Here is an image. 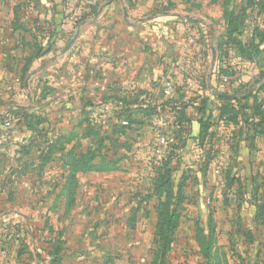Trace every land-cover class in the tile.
Here are the masks:
<instances>
[{"label":"rangeland","instance_id":"1","mask_svg":"<svg viewBox=\"0 0 264 264\" xmlns=\"http://www.w3.org/2000/svg\"><path fill=\"white\" fill-rule=\"evenodd\" d=\"M43 1L46 7L51 0ZM263 3L264 0L227 2L240 15L239 32L234 33V38L245 46L252 42L256 29H264V16L260 14L261 10L264 14ZM35 6L41 7V3L0 0V27L28 29L40 24L47 28L43 17L31 14ZM116 19L117 26L108 37L120 36L126 41L128 34L120 13ZM223 19L214 24L222 29H209L205 34L212 43L225 33ZM150 37L152 43L163 39L155 33ZM166 37L168 43L176 39L171 47L176 48V53L172 50L171 56L168 52L166 73L152 83L148 101L140 95L128 99L126 95L112 94L107 80L102 96L92 93L86 98L91 106H86L85 118L63 115L62 111L55 118L56 122L60 120L58 129L48 125L38 131L39 142L26 150L24 165L19 167L20 174L14 178L9 194L0 193V264H264V173L256 175L249 161L245 168L242 163L235 169L230 165L228 168L234 157L226 159L227 150L220 142L223 139L212 149L207 143L198 147L197 140L181 145L166 135L168 145L156 146L155 132L162 130L159 113L173 108L169 99L158 97L157 89L165 79L180 77L178 66H190L194 43L188 40L196 33L168 27ZM114 42L121 45L116 39ZM187 49L188 57L180 56ZM260 49L264 51V45ZM230 51L228 65L235 68L238 79L243 81L245 75L254 77L264 71L259 63L237 66L233 49ZM120 55L118 50L116 57L122 60L125 55ZM158 55L150 53L144 59L152 64ZM212 57L213 53L210 60ZM180 58L183 60L178 61ZM182 85L178 89L190 91ZM119 86L126 88L124 83ZM131 102L143 109L152 108L153 113L138 115L137 124L126 130L114 129L116 121L118 125L125 124L123 111ZM58 105L41 108L54 112L52 109ZM67 119L77 129L64 127ZM210 131L207 135L213 138L215 132ZM70 133L77 137L86 134L74 149L75 154L69 158V147L62 151V146L48 153L50 142L46 138L52 140V136ZM210 138L208 142L213 140ZM211 149H217L219 160L210 158L207 152ZM80 155L84 160L92 155V160L85 171L77 170L73 179H68L64 173ZM217 166L219 175L214 174ZM96 167L98 170H94ZM234 173L237 175L232 176ZM164 182L166 186H162ZM172 212L175 218L170 223L175 227L168 231L166 240L165 222Z\"/></svg>","mask_w":264,"mask_h":264},{"label":"crops","instance_id":"2","mask_svg":"<svg viewBox=\"0 0 264 264\" xmlns=\"http://www.w3.org/2000/svg\"><path fill=\"white\" fill-rule=\"evenodd\" d=\"M88 1L68 0L66 4H63L62 0H51L45 7L43 0H37L38 3H41V7L35 6L31 10V14H35L37 18L43 17L44 21H47V30L45 31L47 34L44 38L40 37L41 34H38L35 28L14 30L0 27V115L10 109L19 112L27 111L35 115L41 113L46 119L45 124L41 127L48 128L50 125V127L58 129L60 120L55 121L57 114L63 111V115L77 114L80 117L82 112L87 110L86 106H91L90 103H86V98L90 97L92 93L95 97L102 96L103 84L107 80L112 94L126 95L128 99L137 98L140 95L148 101L153 91L151 90L152 83L161 79L166 73L165 58L167 59L168 52L171 51V56L173 52L176 53L174 51L176 48L174 50L171 48L177 42L176 39L170 40L169 43L167 41L168 27L177 28L178 31L179 28L189 31L193 25L194 28L203 32H208L209 29H222V26L214 24L217 19H223L224 7L222 4L224 0H131V4L126 0H114L110 5H104L102 0H93L92 5H95L94 7L98 10L97 15L84 21L85 24L81 26L75 41L67 51L61 52L77 28L68 42L63 43L56 40V46H53L47 54L34 57L35 45L46 49L47 40L57 39L61 34L63 16L71 18L79 16L82 13V8L88 5ZM39 9L41 11H38ZM124 9L126 15H124ZM117 13H120L121 22L128 34L126 41L120 39V36L117 38L108 37V34H111L117 26ZM187 21L192 23H186ZM132 33L137 39L132 38ZM152 33L160 35V38L163 37V39L152 43L150 40ZM148 37H150L149 40ZM115 39L121 45L115 44ZM37 40L39 44L36 43ZM105 40L106 45L104 44L102 47ZM111 42L114 43L109 46ZM190 46L192 45L190 44ZM118 50L121 52L120 56L125 55L122 60L116 57ZM150 53L152 55L159 54L156 56L157 62L154 61L151 64L144 59ZM188 53L189 49L180 56L188 57ZM162 54L165 55L161 57ZM182 60L180 58L178 61ZM214 62V56L211 60L204 58L197 61L193 68L201 78V82L185 85L190 91L183 88L175 95V99L180 104L189 99L192 100V106L188 108V115L192 117L191 126L194 131L198 129L195 122L198 113L194 107L199 105L200 98L212 101V104H208L207 109H211L213 116L217 117L215 112L218 108V102L215 100L217 91L214 88L216 84L210 82V71ZM206 69H208L207 72ZM204 71L205 73H203ZM243 81L245 84L256 85L260 81L261 84H264V74L258 77L245 75ZM123 83L126 88L119 86ZM59 89H63V91L59 93ZM219 89L223 92L227 91V88L223 90V87H219ZM40 103H43L42 105H59L52 109L54 111L52 112L47 107L41 108L43 106L39 105ZM133 106L134 102H131L130 108ZM216 122L214 121L215 124H218ZM65 123L66 125L63 126H66L67 129H77V125H72L68 119ZM219 125L220 127L212 126L211 130L215 131L216 140L224 137L220 142L227 150L226 159L234 157L233 162L230 160L232 164L229 163L227 167L229 168L230 165L235 169V166L242 163L245 168L249 161L252 163V168L254 165L256 175L263 174L264 136L255 135L254 138L247 139V136L239 134V125L241 124L227 126L220 122ZM219 128H224L226 132L223 133ZM31 136V132L25 129L18 132L13 131L10 135L12 142H9L6 149L0 148L1 178L7 176L8 173L10 175L14 159H18L19 164L24 162L21 155L15 151L14 142L19 141L22 137L31 141ZM246 169L249 170V167ZM236 175V173L232 174V176ZM16 176L18 174L15 173V176L11 177L12 182Z\"/></svg>","mask_w":264,"mask_h":264},{"label":"trees","instance_id":"3","mask_svg":"<svg viewBox=\"0 0 264 264\" xmlns=\"http://www.w3.org/2000/svg\"><path fill=\"white\" fill-rule=\"evenodd\" d=\"M104 5H110L114 0H102ZM129 4H131V0H126ZM229 0L223 1V7H224V14L223 18L225 21V33L223 36L218 37L214 39V42L212 43L210 40L207 39L205 36L206 32H203L199 30L198 28L192 27L189 28V31L192 33H196V37H192L194 39V49H193V56L194 58L192 61H190V66L187 68L186 77L192 79L195 83H200L201 78L199 77L198 73L196 72L194 65L197 61L204 59V58H210V55L215 51V62L214 66L212 67L210 71V82L216 84L214 88L224 87L225 85L220 82V77L222 76H233L235 72V68L228 63L231 58V51L233 49V54L235 59V64L239 66L238 60L242 59L247 63H259L262 67H264V54H262L264 51L262 48L264 45V29L254 31L252 36V42L248 44V46H245L243 42L238 41L234 38V33L239 32L237 27L238 20L240 19L239 13H235V11L232 8H229L227 6V2ZM63 4H66L68 0H62ZM264 6V3L262 4ZM95 5H86L82 13L79 16L74 17L71 19V17L63 16L61 21V31L59 37L57 39H54L53 41L47 40L46 42V49L41 48L39 45H35L36 48L33 51L34 57H40L44 54H47L53 46H56V40L59 42H68L73 33L75 32L76 28L84 21L94 18V16L97 15L98 10L94 7ZM261 16L263 17V11H260ZM186 23L191 24V21H187ZM21 28L20 26L14 27V30ZM192 29V30H191ZM47 29L43 25H36L35 31L38 34H41L40 37L44 38L47 33H45ZM245 42V40H244ZM38 43V40L36 41ZM39 44V43H38ZM214 46V48H213ZM214 49V50H213ZM197 54V56L195 55ZM196 56V57H195ZM259 57V59H258ZM33 58V57H30ZM264 74V71L260 72L258 76ZM185 84L182 85L184 87ZM161 83L159 88L157 89L158 97H162L165 99H169L168 101H171L173 104L172 109H166L163 113H159L161 117L163 118L166 123V129H167V137L172 136V138L177 140V143L184 145L187 144L189 141H196L199 145L198 147L202 148L205 143L213 147L218 144V140L215 139L214 133H212L213 138L208 137L210 129H212V126H215V123L220 124V122L227 126L229 125H239V134L247 136V139H252L255 137V135H262L264 136V84H261V81L258 82L256 85L253 84H240L236 87L234 86H226L227 91L225 92H217L215 94L216 101L218 102V108H216V114L217 117L213 116L212 110L207 109L208 104H212V101L210 99L206 98H200V103L197 107H194V109L197 111L198 116L195 122L198 126V131L196 134H193L191 121L192 117L188 115V108L192 106V100L189 99L188 101L181 102V104L175 99V95L178 91L181 89H178V87L175 88L173 94L169 97H164L161 92ZM212 88V87H211ZM178 89V90H177ZM216 90V89H215ZM218 90V89H217ZM176 91V92H175ZM150 98V97H149ZM197 98V97H196ZM199 98V97H198ZM149 100V99H148ZM196 100V99H195ZM250 101V102H249ZM214 108V106H213ZM153 113L152 108L151 110L149 108L143 109L140 107V105L134 103L133 108H130V104H126V107L123 111V114L126 115L125 118V124L124 125H118L117 121L114 125V129H121L126 130L128 127L132 126V124H137L136 118L138 115H150ZM88 114L86 110H84L81 114V116L84 117V115ZM41 115V113L32 114L28 113L27 111H16V110H8L7 112L0 115V134L2 131V124L5 121H11L13 123V131L18 132L19 130L25 129L29 132H31L32 136L31 141H27L26 137H22L19 141L14 142L15 151L21 155V159L24 158V155L27 154L26 150L36 145L37 142H39V133L38 131L47 129L46 127H41L46 119ZM136 120V121H135ZM81 124H79L80 126ZM238 128V127H237ZM215 132V131H214ZM208 134V135H207ZM171 135V136H170ZM86 134L77 137L75 133H70L66 135H62V137L52 136V140H49L46 138L50 143H48V153L51 154L55 152L54 147L56 146H62L69 149L68 157L74 153V149L79 146V142L81 138H85ZM166 137V145H168V140ZM168 137V139H169ZM41 138V137H40ZM213 139L211 142H208V139ZM224 139V137L222 138ZM9 142H12L10 135H7L4 138L0 137V148L6 149L8 147ZM47 144V143H46ZM211 149V150H212ZM58 151V150H57ZM56 151V152H57ZM211 159L214 161H217L220 159L218 157L217 149L212 150L210 152ZM75 154V153H74ZM199 155V154H198ZM201 156V154H200ZM92 155H90L89 159H85L83 155H80L78 158L74 157V163L70 165V169L72 168V172L65 171V175L68 177V179H73V176L78 171H85L87 167L89 166L88 163L92 160ZM91 158V159H90ZM20 159V161H21ZM72 159H70V162ZM28 162V161H27ZM24 162H18V159L13 160L12 164V170L11 173L3 178L0 177V193H8L11 184L13 183L11 180V177L16 174H20L18 169L19 167H23ZM167 166V163L163 165V168ZM69 167V166H68ZM14 170V171H13ZM94 170H98V168H94ZM13 171V172H12ZM167 182H164L162 186H166ZM162 186L160 188H162ZM9 194V193H8ZM175 218V214L173 212L169 215L167 221L165 222V238L167 240V234L168 231L172 230L175 225L171 224L170 221ZM163 225V224H162ZM164 247V246H163Z\"/></svg>","mask_w":264,"mask_h":264},{"label":"built area","instance_id":"4","mask_svg":"<svg viewBox=\"0 0 264 264\" xmlns=\"http://www.w3.org/2000/svg\"><path fill=\"white\" fill-rule=\"evenodd\" d=\"M88 5H92L93 4V0H89ZM190 43H194V39H189L188 40ZM197 56V54H196ZM238 65H243L244 67L246 66H250L249 63L245 62L242 59L238 60ZM187 66L186 65H181L177 67L178 72H180V77H170L165 79L164 81L161 82V88H160V92L164 97H169L173 94L175 88L181 84H185V85H192L195 84V82L186 77V72H187ZM220 82L223 83L225 86H238V85H242L245 84L242 80L238 79V75L236 72H234L233 76H222L220 77ZM158 124L162 127V130L160 131H156L154 138L156 141V146L157 147H164L166 145V123L164 121V119L160 118L158 121ZM13 123L11 121H5L2 124V133L0 134L1 138L6 137L7 135H11V133L13 132ZM164 133V134H162ZM214 174L215 175H219L220 174V166H217L216 169L214 170Z\"/></svg>","mask_w":264,"mask_h":264},{"label":"water","instance_id":"5","mask_svg":"<svg viewBox=\"0 0 264 264\" xmlns=\"http://www.w3.org/2000/svg\"><path fill=\"white\" fill-rule=\"evenodd\" d=\"M123 12H124V15H126V10H125V9L123 10ZM83 24H85V22L81 23V24L77 27V30H76L75 34L73 35V37L71 38V40L67 43V45H66V46L63 48V50L61 51L62 53H64L65 51H67L68 48L73 44V42L75 41V39H76V37H77V35H78V32H79V30H80V28H81V26H82Z\"/></svg>","mask_w":264,"mask_h":264}]
</instances>
